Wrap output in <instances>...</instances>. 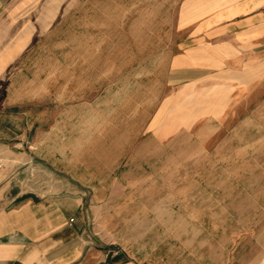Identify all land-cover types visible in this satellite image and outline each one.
I'll return each instance as SVG.
<instances>
[{"label":"crops","instance_id":"1","mask_svg":"<svg viewBox=\"0 0 264 264\" xmlns=\"http://www.w3.org/2000/svg\"><path fill=\"white\" fill-rule=\"evenodd\" d=\"M259 118L264 0H0V264H264V197L158 183L169 142L233 126L242 146ZM212 206L260 250L189 230ZM117 222H158V241Z\"/></svg>","mask_w":264,"mask_h":264},{"label":"rangeland","instance_id":"2","mask_svg":"<svg viewBox=\"0 0 264 264\" xmlns=\"http://www.w3.org/2000/svg\"><path fill=\"white\" fill-rule=\"evenodd\" d=\"M243 117L244 120L250 122L249 102L244 103ZM262 121L264 120L259 118V122ZM214 128L212 127V131ZM68 129L71 132L74 131V127H68ZM233 131V126L227 129L223 127L220 132L213 131L211 139L201 144L194 142L186 145L183 141L169 142L161 151L173 155L178 154L168 158L158 157V183H165V185L175 183L180 186L186 182L194 183L196 188L192 193L195 194V198H202V193L206 197L209 193L212 203L220 197L227 198V201L236 198L264 197V141L262 140L264 131L260 133L258 141H251L250 128H245L242 146L234 141ZM196 145L199 147L192 154L195 156L185 152L187 149H196ZM160 149L161 147H158V150ZM202 185L209 188L197 189ZM95 192L90 191L89 194ZM97 193L100 197H106L116 196L122 191L99 190ZM218 208V206H212L211 216L205 217L204 220L201 219L200 222L189 223V230L197 231L196 235L199 237L208 234L212 238V246L215 245L216 251L221 252L223 249L233 253L239 251L244 252L246 256L249 251L260 250L255 246L254 238L250 233L240 231L246 222H241V217L236 216L233 211L226 216H219ZM234 208L235 206L231 209ZM260 224L264 222L257 223V225ZM115 226L116 230L123 231L124 235L131 238V241L147 247L155 246V242L158 241V230H161L158 229V222H117ZM167 245L164 242L161 247L165 248Z\"/></svg>","mask_w":264,"mask_h":264}]
</instances>
